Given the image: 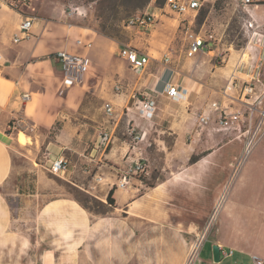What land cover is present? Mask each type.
Returning <instances> with one entry per match:
<instances>
[{
  "label": "crops",
  "instance_id": "0c3cea01",
  "mask_svg": "<svg viewBox=\"0 0 264 264\" xmlns=\"http://www.w3.org/2000/svg\"><path fill=\"white\" fill-rule=\"evenodd\" d=\"M66 5L62 0H28L19 8L0 4V247L17 234L23 241L38 245L39 264H188L191 231L214 205L225 176L224 172L215 178V166L230 159L227 145L236 143V150L242 141L225 136L218 114L209 104L218 101L227 112L244 110L241 86L251 76L255 79L249 97L262 92L264 56L253 54L251 59L235 51L221 59L224 64L216 65L211 63L218 54L215 41H209L202 52L187 56L189 28L196 16L191 10L183 23L186 49L173 52L167 48L181 18L166 14L170 10L165 4L148 5L144 12L154 16V24L126 27L132 31L127 42L97 31L85 17L67 15ZM250 14L263 32L264 4L251 7ZM26 18L31 20L28 36L14 42ZM125 44L150 57L138 76L120 55ZM256 44L263 46L264 37ZM60 50L89 57L80 83L64 86L62 64L55 57ZM163 52L169 53L168 62L161 61ZM235 68L243 80L224 94L222 90ZM116 81L123 84L121 92H112ZM168 85L185 88V96L172 99L166 92ZM24 92L29 98L22 109ZM89 95L101 108L112 106L111 114L104 113L108 117L104 128L112 134L104 153L96 149L97 129L90 135L87 152L85 146L76 147V140L84 134L79 125L71 124V116L86 108ZM142 96L156 100L150 119L138 113ZM200 112L210 116L206 125L199 126L193 120ZM56 123L60 127L48 140L46 130ZM131 127L144 137L134 140L129 134ZM233 130H240L239 122L232 125ZM19 132L26 142L19 141ZM165 133L173 135L170 145ZM43 144L46 152L39 155ZM66 149L76 153L63 173L66 180L84 189L83 183L72 179L74 173H91L89 183L101 176L100 184L91 186L98 189V196L95 190L84 189L101 201L113 187L114 205L104 215L90 213L68 195L49 193L54 184L43 177L48 160ZM202 153L195 163H188L193 154ZM137 158L161 175L155 172L152 187L134 177L126 187H118L123 167ZM251 158H256L257 164L251 167L247 163L242 170L215 231L202 244L193 264H223L236 252L244 256L239 264H246L250 255L256 254L241 240L255 235L264 238V140ZM8 195L19 198L22 214L32 215L26 235L12 229L13 221L23 218L12 215ZM221 201L217 207L221 208ZM212 244L220 249L218 262L213 261Z\"/></svg>",
  "mask_w": 264,
  "mask_h": 264
},
{
  "label": "rangeland",
  "instance_id": "374dc122",
  "mask_svg": "<svg viewBox=\"0 0 264 264\" xmlns=\"http://www.w3.org/2000/svg\"><path fill=\"white\" fill-rule=\"evenodd\" d=\"M65 2L67 7L65 10H68L70 7H80V9L83 10V14L80 15L82 17H85L86 21L90 22L94 28L100 32L101 26L106 27V32L112 36H114V39L120 41V42H127L132 37V31H129L125 26V19L128 16H131V14H136L140 12H144L148 5H150L151 0L148 2L146 6H144L142 9L132 11L131 6L135 2V0H125L123 5L119 6L117 8V12L115 9L113 10H104V7H101L98 3V0H62ZM0 4L2 5H8L13 6L14 8H19L20 6L23 7L25 4H28V0H0ZM152 5H155L154 2L150 5L152 8ZM164 6V3L161 5V7ZM85 14V15H84ZM166 14L177 16V14H174L173 12H166ZM180 17V16H179ZM246 15L243 9L241 7L235 5V3L232 0H213L209 2H204L202 7L198 10L195 19L193 23L191 24L189 28V33L193 34H208L212 33L216 40V54L212 59L211 63H215L216 65L224 64L225 61H222L221 59L224 57L225 60L229 56L231 52L236 53L237 51L242 52V49L244 48L246 42H247V35L245 32V29L243 27L244 19ZM186 27L183 26V23H178V27L176 28V31L174 33L172 43L168 46L167 49L173 50H179L180 48L186 49ZM167 49L165 51H167ZM164 51V52H165ZM236 51V52H235ZM163 52V53H164ZM204 55V54H203ZM241 56V55H240ZM162 61V60H161ZM264 65V64H263ZM130 70V68H129ZM135 76L140 75L141 73H135L132 72ZM120 85L119 89H116L115 85ZM122 82L116 81L114 84H112V92H121L123 90V84ZM136 92V91H134ZM86 108L84 110L77 111L71 116V124L72 125H79L80 129L83 130V137L76 140V147H87L86 152L90 149V135L97 129V135L100 132V130L104 129V125L107 124L105 116V107L101 108V105L98 104V100H96L94 97L89 95L86 98ZM81 124V125H80ZM58 127H60L59 123H57ZM47 131V139H53L54 133L58 131V128H56V124L49 128ZM228 130L225 131V136L227 138L235 137V135L238 133L236 130ZM114 133V132H113ZM165 138V141L167 145H170L173 140V135L165 133L163 135ZM243 140V136L240 137ZM137 140V139H135ZM264 140V137L259 141V143L256 144L254 149L249 154L248 158L245 160L243 165L240 168V171L237 175H235L234 178H232V171L233 167L232 164H234L237 161V158L239 156V153L242 149V141L240 143V148L236 149V143H230L227 145L226 150L231 151L229 156L230 159L227 160L226 163L223 161L221 162V166L216 165L215 166V178H217L220 174H224L225 176L223 179V182L220 186L219 191L217 192L215 199H214V205H212L210 208H208V212L206 216L204 217L201 224L193 227L194 229L191 231L192 236L190 239V247L195 242L198 236H201L204 232L206 233V239L211 237L212 233L215 231V228L217 226L218 219L221 215L222 209L224 207L225 202L229 199V197L232 194V191L234 189L235 184H238V177L240 176L242 170L248 163L249 166L254 167L257 164V159H249L255 150V148ZM153 146V145H152ZM46 150L44 149V144L40 146L39 148V155H42ZM68 161L75 159L76 153H73L72 150L66 149L61 152ZM234 156V158H233ZM249 161V162H248ZM124 168V167H123ZM156 170V171H154ZM153 171L150 170V175L147 177L142 178L144 184L146 187H149L147 184L148 182H152L153 184L156 181L157 175L155 172H157L158 175L160 174V171L157 169H154ZM91 173H87L85 175H78V173H74L72 176L73 180H76L80 183H83L84 189L89 188L90 190H95V194L98 196L99 192L98 189H95L93 184H100L98 181L94 180L92 183H89V180L91 179ZM46 180L52 182L54 184V187L49 190H52L51 193H53V196L55 195H68L70 197H80V198H86L90 194L88 191L82 189L81 187L74 185L72 182L65 179V175L63 173L53 174L50 173L48 170H45V174L43 176ZM162 177V176H161ZM232 178V179H231ZM225 186H228L227 189ZM6 191L9 192L8 186L4 187ZM223 192L224 197L221 202H223L221 208L219 206V212L213 217L218 203L219 199L221 198V193ZM9 196V195H8ZM95 196V195H92ZM97 196H95L97 198ZM88 199H90L88 197ZM9 202L12 208V215L13 216H19V218H23V220H16L13 221L14 227L13 230L17 231L18 233H22V235H26L30 231V218L31 213L22 214V211L19 210L18 207H20L21 202L19 201V198L16 196H9ZM89 205L92 207L93 204L89 202ZM31 209V208H30ZM29 209V210H30ZM106 208H101L102 211H104ZM192 209V208H191ZM99 210V209H97ZM191 210L185 209V213L191 214ZM193 213V212H192ZM28 214V216L26 215ZM194 214V213H193ZM29 218V220H25ZM264 230V228H262ZM259 230V228H257ZM20 242V244H18ZM243 244L247 246V248L255 249L257 255H259L263 262H264V238L259 237L255 235V237H248L243 240H241ZM38 245L32 243H28L27 241H23V238L18 236L17 234H12L10 239L6 240V245H3L0 247V264H39L38 262ZM192 249L190 251L189 259L192 257ZM202 257V256H201ZM243 255L236 252L233 257H229L225 261H223V264H239V262L243 259Z\"/></svg>",
  "mask_w": 264,
  "mask_h": 264
},
{
  "label": "built area",
  "instance_id": "2783aa9c",
  "mask_svg": "<svg viewBox=\"0 0 264 264\" xmlns=\"http://www.w3.org/2000/svg\"><path fill=\"white\" fill-rule=\"evenodd\" d=\"M209 1L213 0H165L164 4L170 11L180 16L181 22L185 24V22L188 21V19L185 17V14L189 10L197 14L198 10L202 7L203 3ZM236 2L239 6H241L243 11L248 16L247 18L245 17L243 23L245 32L248 33V39L244 48L242 49L241 54L245 55L246 53V55H250L251 59L253 54L260 55L262 58L264 56V45L258 46V44H256V40H261L262 36L264 37V30L263 32H260L258 30L259 27L256 24L255 19L250 14V8L264 4V0H236ZM65 13L67 15H72L75 13L78 15H82L83 10L80 9V7L78 6L73 8L70 7L68 10H65ZM154 22V16L146 12H140L129 16L125 20V26L135 27L153 25ZM30 25L31 20L28 18L24 19L20 23L18 27V34L13 37V41L17 42L19 41V39L27 37L28 28L30 27ZM186 26H189V24H186ZM188 40L189 43L186 50V55L193 56L196 53L202 52L208 46V42L211 41L212 43V41H215L216 38L212 33L204 35L189 33ZM168 52L163 54L161 59L163 62L169 61L170 55ZM120 55L125 58L130 68L135 73H141L150 62V57L147 53H143L138 49L127 44H125L121 48ZM55 57L62 64L61 75L64 86L69 87L71 85L80 83L83 78V74L87 70L88 65L90 63L89 57L85 55L69 53L64 50L58 51L55 54ZM240 64L241 62L239 61L238 65ZM258 67H260V63L258 64ZM239 75L240 70H238V68H235L229 74L227 82L222 90L224 94L232 90L237 85V82L239 80H243V78H241ZM254 79L255 78L251 76L247 77V79L241 86L240 99L244 105V110L227 112L224 108L221 107L218 101H212L209 104L210 110H214L217 112L218 123L222 128H224L225 131L232 130V125L236 122H239L240 130L235 135V137L243 136V145L237 158V161L232 164V178H234L235 175L239 173L241 166L248 158L251 151L254 149L256 144L259 143V141L264 137V87L259 95L255 97H249L250 94L253 92V86L251 85V81ZM115 87L116 89H119L120 85L116 84ZM166 92L172 99L178 100L185 96L186 89L174 85H168ZM134 97H137V94L135 92ZM28 98L29 95L26 92L21 94V99L23 101L22 109H24L25 102L28 100ZM156 105L157 103L155 99L142 96L138 100L137 104L138 113L144 118L150 119L156 111ZM104 107L106 114L112 113V106L106 104ZM209 119L210 116L208 113L200 112L194 115L193 120L197 125L203 126L209 122ZM12 125L15 126V124ZM129 134L134 140H139L144 137V134L138 133L135 127H131L129 129ZM111 139L112 134L110 130L105 128L100 130L97 135L96 149L104 153L105 150L108 148ZM69 164L70 162L68 161V159L63 154H59L54 158H50L48 160L46 169L53 174L64 173L68 169ZM149 175L150 169L146 162H144L140 158H137L129 162L127 166H124L121 171V176L118 180L117 186L121 188L126 187L129 183L130 178L132 177L144 183L142 178L147 177ZM101 178V176H97L96 181L99 182ZM227 187L228 186H225L226 189ZM223 197L221 196L219 200L223 199ZM206 233L207 231L204 232L201 236H198L195 242H193V244L191 245L190 251L193 247H195V251L190 259L188 257V264H193V261L198 257L200 248L202 244L206 241ZM246 264H264V262L259 255L252 254L250 255V262Z\"/></svg>",
  "mask_w": 264,
  "mask_h": 264
},
{
  "label": "trees",
  "instance_id": "16d2710c",
  "mask_svg": "<svg viewBox=\"0 0 264 264\" xmlns=\"http://www.w3.org/2000/svg\"><path fill=\"white\" fill-rule=\"evenodd\" d=\"M124 1L125 0H98V3L100 4V9H101V7H104V10L105 9H107V10L115 9L116 12H117L118 11L117 8L119 6H121V5H123ZM149 1L150 0H135V2L133 3V5L130 8H131L132 11H136V10L142 9L144 6H146L148 4ZM164 2H165V0H155V6L161 7V5ZM106 31H107L106 27L105 26H101V29H100L101 33H103V34H105V35H107V36H109L111 38H114V36L108 34ZM263 78H264V65H263ZM56 128H59L57 123H56ZM204 154L203 153L202 154H198V155L193 154L189 158L188 163L189 164L195 163ZM147 185L149 187H152L154 184L152 182H150V183L148 182ZM88 197L90 199H88ZM73 198L75 200H77L79 202V204L82 205L86 210H88L90 213H92L94 215H104L107 212L108 208H110L112 205H114L113 187L108 191L107 195L105 196V200L104 201H101L99 198H96L95 196H92V195H88L86 198H80V197H77V196H74ZM89 202H91L93 204L92 207L89 205ZM104 207L106 209L104 211H102L101 208H104ZM97 209H99V210H97Z\"/></svg>",
  "mask_w": 264,
  "mask_h": 264
},
{
  "label": "water",
  "instance_id": "95a60500",
  "mask_svg": "<svg viewBox=\"0 0 264 264\" xmlns=\"http://www.w3.org/2000/svg\"><path fill=\"white\" fill-rule=\"evenodd\" d=\"M212 257L213 261L218 262L220 259V249L217 244H212Z\"/></svg>",
  "mask_w": 264,
  "mask_h": 264
},
{
  "label": "bare ground",
  "instance_id": "6f19581e",
  "mask_svg": "<svg viewBox=\"0 0 264 264\" xmlns=\"http://www.w3.org/2000/svg\"><path fill=\"white\" fill-rule=\"evenodd\" d=\"M18 138H19V141L22 142V143L26 142V140H27V138L25 137V135H24L22 132H19V136H18ZM218 212H219V207H217V209H216V211H215L213 217H215V215H216ZM194 251H195V247L192 248V255L194 254ZM190 258H191V257H190Z\"/></svg>",
  "mask_w": 264,
  "mask_h": 264
}]
</instances>
